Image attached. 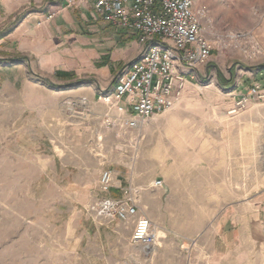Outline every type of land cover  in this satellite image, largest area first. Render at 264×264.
<instances>
[{"label":"rangeland","instance_id":"374dc122","mask_svg":"<svg viewBox=\"0 0 264 264\" xmlns=\"http://www.w3.org/2000/svg\"><path fill=\"white\" fill-rule=\"evenodd\" d=\"M54 3L0 10V264H264V98L228 114L252 86L264 95V0H195L210 57L179 102L137 131L102 127L107 107L98 95L133 59L99 90L85 50L44 45L36 56L34 37L18 32L28 13ZM75 18L83 35L87 26L121 32ZM108 33L94 36L105 53L115 45ZM82 88L96 101L77 95ZM104 171L112 174L108 192ZM125 191L135 219L146 218L158 236L149 252L130 242L135 219L92 210Z\"/></svg>","mask_w":264,"mask_h":264},{"label":"built area","instance_id":"2783aa9c","mask_svg":"<svg viewBox=\"0 0 264 264\" xmlns=\"http://www.w3.org/2000/svg\"><path fill=\"white\" fill-rule=\"evenodd\" d=\"M194 3L195 0H67L70 7L90 5L92 18L133 34L141 47L138 57L116 75L110 88L98 94L107 107L102 127L137 131L179 102L189 79L209 59L212 50L201 25L205 11L195 10ZM254 97L264 98L258 86L248 89L228 114L235 115ZM86 104L81 100L77 105L85 108ZM111 185L112 174L104 171L101 191L108 192ZM160 186V181L153 184ZM127 196L125 191L120 200L101 199L92 210L100 218L128 222L136 218L137 209ZM130 242L147 252L157 245L158 236L146 218L135 219Z\"/></svg>","mask_w":264,"mask_h":264},{"label":"crops","instance_id":"0c3cea01","mask_svg":"<svg viewBox=\"0 0 264 264\" xmlns=\"http://www.w3.org/2000/svg\"><path fill=\"white\" fill-rule=\"evenodd\" d=\"M30 3L31 0H0V10L3 9L4 13L6 14H14L19 8L29 5ZM33 3H35V1H33ZM39 4L41 3L39 2ZM66 4L67 0H58V3L56 4H49L48 8H46V5H43V7H37L41 10L28 13L23 23L18 27V32L25 30L28 36L31 35V38L34 37V44L36 46L34 55L36 56L43 54L44 51L42 49L39 50V48L44 45L50 46L51 50H54L61 45L67 44L69 46L67 50L72 54L81 53L85 50L89 60L86 58L84 60L86 62L88 61V65H90V69H92L91 73L96 77L92 85L95 84L97 89L100 90V88L102 89L101 84L104 85V82H107L109 78H111L116 72L118 69V64L124 65L126 62L131 61L132 59L134 60L137 57L140 47L137 44L136 37L133 34H126L123 32H117L118 34H115V32L109 34L108 30L100 32L96 26L85 27L88 30V33L83 35V33L75 30L74 18L75 16L76 18L78 17L77 22H80L81 25H84L87 22V19L91 20L92 13L90 5H77L73 6V8H67L68 6L64 7ZM48 16H50L51 19L47 20ZM41 18L42 20L40 22L42 23L40 26L37 28L33 27L34 20ZM67 26L70 28L72 27L73 29L70 31L64 30ZM97 33H108L106 35V40L109 41L112 39L115 41V45L112 46L108 53H105L107 51L104 50L99 44L101 42L98 43V41L95 39L94 36ZM63 34H65L64 38L61 41L58 40L57 38ZM132 36L135 39H131ZM130 39L132 41H130ZM45 41H47V43H45ZM116 42H118L119 45H117ZM99 47H101V51L98 53L95 52L94 49L98 50ZM104 56H108L109 63L101 68L96 67V64L101 62V57ZM54 63H58V61H55ZM99 80H101V83H99ZM77 95L89 102H91L92 99L96 101V97H98L97 93L92 89L84 90L83 88L77 92ZM44 176L47 179L49 178V174H44ZM69 188L71 189V187ZM72 189L77 191V189H81V186L74 185ZM60 193L66 196V189H61ZM136 197L140 199L139 191L137 192ZM137 208L140 215H146L140 211V206H137Z\"/></svg>","mask_w":264,"mask_h":264},{"label":"trees","instance_id":"16d2710c","mask_svg":"<svg viewBox=\"0 0 264 264\" xmlns=\"http://www.w3.org/2000/svg\"><path fill=\"white\" fill-rule=\"evenodd\" d=\"M107 64H108V59H107V57H104L101 59V62L97 64L96 67L101 68L103 66H106ZM263 68H264V66L261 67V70H263ZM56 75H61V76L64 75L65 77H69L72 74H65V73L58 72V73H56ZM65 87H67V86H65Z\"/></svg>","mask_w":264,"mask_h":264},{"label":"bare ground","instance_id":"6f19581e","mask_svg":"<svg viewBox=\"0 0 264 264\" xmlns=\"http://www.w3.org/2000/svg\"><path fill=\"white\" fill-rule=\"evenodd\" d=\"M240 17H242V16H240Z\"/></svg>","mask_w":264,"mask_h":264}]
</instances>
